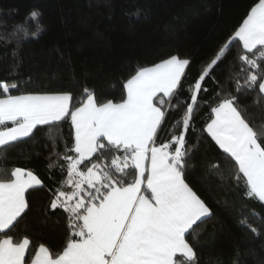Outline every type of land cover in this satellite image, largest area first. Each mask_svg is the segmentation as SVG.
<instances>
[{
    "label": "snow or ice",
    "instance_id": "1",
    "mask_svg": "<svg viewBox=\"0 0 264 264\" xmlns=\"http://www.w3.org/2000/svg\"><path fill=\"white\" fill-rule=\"evenodd\" d=\"M38 15L30 13L32 19ZM233 44L238 70L224 84L217 81L219 90L203 101L210 115L202 133L232 162L229 171L237 182L244 180L246 195L264 202V125L253 127L239 102L256 91V103L264 106V0H258L189 84L190 102L179 100L190 66L180 55L138 67L118 103L100 100L87 86L79 99L70 91L13 95L20 86L0 81V149L31 138L40 127L69 121L72 130L71 146L65 142L62 153L53 141L57 159L48 167L62 177L53 186L25 168L0 169V264H194L196 252L186 235L212 211L185 180L193 152L187 136L195 132L200 94L208 92L203 85ZM181 104L185 110L170 138L158 143L168 109ZM35 189L45 190L50 211L66 213V242L59 252L44 243L34 247V239L16 231L30 210L27 194Z\"/></svg>",
    "mask_w": 264,
    "mask_h": 264
},
{
    "label": "trees",
    "instance_id": "2",
    "mask_svg": "<svg viewBox=\"0 0 264 264\" xmlns=\"http://www.w3.org/2000/svg\"><path fill=\"white\" fill-rule=\"evenodd\" d=\"M258 0H0V81L15 82L23 92L70 91L79 99L85 86L97 97L120 102L124 82L138 67H149L171 55L190 60L179 100L190 102L189 84L200 75L246 18ZM37 12L32 19L30 13ZM233 44L212 77L206 79L201 107L194 117L195 132L187 139L193 148L185 180L212 211L210 218L186 235L196 252L194 264H264V202L246 195L243 179L229 170L232 162L202 129L210 109L203 105L237 71ZM231 87V85H229ZM256 91L240 96V106L253 127L264 125V106ZM176 101H173L175 104ZM185 105L169 108L158 143L170 138ZM9 126L11 124L9 123ZM176 132L179 129H174ZM70 122L51 129L40 127L31 138L0 149V169L21 167L33 171L46 185L62 177L49 169L53 155L72 143ZM219 163L216 170L213 164ZM30 210L17 232L44 243L54 252L66 242L67 217L50 211L44 189L27 194ZM258 229L259 235L246 224ZM34 254V252H33ZM178 259H181L179 256Z\"/></svg>",
    "mask_w": 264,
    "mask_h": 264
}]
</instances>
